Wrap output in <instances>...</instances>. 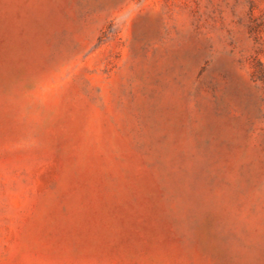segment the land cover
I'll return each mask as SVG.
<instances>
[{
    "label": "rangeland",
    "instance_id": "rangeland-1",
    "mask_svg": "<svg viewBox=\"0 0 264 264\" xmlns=\"http://www.w3.org/2000/svg\"><path fill=\"white\" fill-rule=\"evenodd\" d=\"M0 264H264V0H0Z\"/></svg>",
    "mask_w": 264,
    "mask_h": 264
}]
</instances>
